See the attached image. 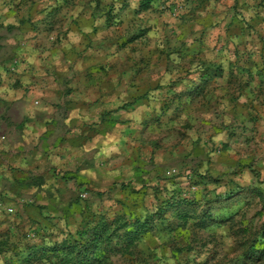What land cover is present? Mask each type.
Instances as JSON below:
<instances>
[{"label": "rangeland", "instance_id": "374dc122", "mask_svg": "<svg viewBox=\"0 0 264 264\" xmlns=\"http://www.w3.org/2000/svg\"><path fill=\"white\" fill-rule=\"evenodd\" d=\"M58 5L0 0L3 11L29 10L27 17H0V86L21 65L24 41L64 42L53 18ZM91 9L94 29L80 34L94 73L113 75L111 91L107 82L106 96L97 98L106 104L98 119L102 127L123 120L139 155L130 168L117 169L111 168L120 162L105 165L99 158L91 187L67 174L58 180L55 172L28 170L25 187L0 195V264H228L240 258L264 222L250 189L264 187V140L241 132L240 114L205 110L204 95L186 86L201 74L217 83L223 79L215 76L246 67L231 59L264 55V0H94ZM14 28L20 49L11 51L7 36L15 41ZM122 75L129 79L121 97ZM146 209L158 217L151 230L128 234L123 224ZM102 228L103 241L88 247ZM76 243L83 245L79 253Z\"/></svg>", "mask_w": 264, "mask_h": 264}, {"label": "crops", "instance_id": "0c3cea01", "mask_svg": "<svg viewBox=\"0 0 264 264\" xmlns=\"http://www.w3.org/2000/svg\"><path fill=\"white\" fill-rule=\"evenodd\" d=\"M56 1L59 5L53 13L57 20L55 29L64 33V42L49 45L38 37L24 41L26 46L18 52L22 56L19 58L21 65L15 67L8 85L0 86V195L13 196L17 191L15 187H25L26 177L30 176L28 170L35 175L38 168L45 169L50 175L55 172L58 180L67 174L82 186L91 187L96 184L99 158L105 165L120 162L111 168L117 169L130 168L134 165L132 157L139 155L130 143V138H134L132 128H128L123 120L115 126L102 127L101 117L98 119V112H106V104L97 98L106 96L107 82L111 91L113 75L94 73V62L90 61L92 52L86 47L89 44L84 35L80 34L91 33L94 29L90 21L96 14V10L91 9L94 0ZM28 11L27 8L19 12L3 11L0 7V17H27ZM42 11L43 15L50 13L49 9ZM14 31L15 28L12 35L15 41L10 40L11 33L7 36V47L11 51L20 49ZM75 51L80 58L75 57ZM231 61L234 67L238 61L246 67L233 68L232 72L215 76L216 80L223 79L217 83L207 74L190 76L197 84L190 83L186 87L204 95L207 104L202 106L205 110L213 107L217 113L236 114L232 118L240 114V122L244 123L240 126L241 132L249 131L263 141L264 55L261 56L259 51L248 58ZM128 79L126 75L121 76V97L123 91L125 96L128 94ZM100 80L104 87L100 86ZM242 113H245L243 118ZM247 122L255 126L246 128ZM165 163L160 167L166 166Z\"/></svg>", "mask_w": 264, "mask_h": 264}, {"label": "trees", "instance_id": "16d2710c", "mask_svg": "<svg viewBox=\"0 0 264 264\" xmlns=\"http://www.w3.org/2000/svg\"><path fill=\"white\" fill-rule=\"evenodd\" d=\"M252 193L256 194V196L260 199L261 208L264 211V187H252L250 188ZM177 203L186 204L188 201L185 199H178ZM157 213H151L149 210L146 209L145 214L142 218L139 216H133V220L131 222H125L123 225L127 229V233L133 234L134 237H139L141 235H144L145 233H148L151 230L152 225L154 224V220L158 217ZM104 228L101 229V233L98 235H95V240H87V245L92 246L93 242L97 241H103L101 240V236L103 233ZM131 238H134V237ZM83 242L81 239L74 240L73 242ZM83 245H79L78 243L73 245V249L76 253H79L80 249ZM88 247L85 248V251H83L84 254H86V251L88 250ZM96 248L97 246H93ZM240 258L228 262V264H264V222L262 223L261 228L258 230L257 233L254 234L251 241L248 244V247L244 251V253L239 256Z\"/></svg>", "mask_w": 264, "mask_h": 264}]
</instances>
